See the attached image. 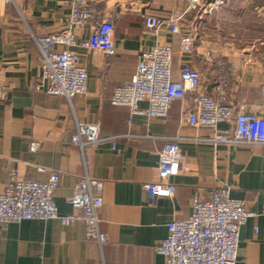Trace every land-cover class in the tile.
Wrapping results in <instances>:
<instances>
[{
	"label": "crops",
	"instance_id": "obj_1",
	"mask_svg": "<svg viewBox=\"0 0 264 264\" xmlns=\"http://www.w3.org/2000/svg\"><path fill=\"white\" fill-rule=\"evenodd\" d=\"M92 1L96 20L71 31L86 39L96 21L113 16L115 50L75 48L88 79L85 91L69 100L38 87L40 51L34 37L68 28L70 0H0V91L5 93L3 98L0 93V192L11 177L45 181L56 171L60 180L53 200L59 214L69 215L78 210L68 198L80 179H89V191L102 200L97 214L106 240L88 237L79 220L9 222L0 229V264H164L155 244L166 236L169 221L189 217L196 193L208 198L221 186L254 213L240 227L237 264H264V143L214 146L207 140L211 127L184 117L192 104L189 91L184 100L172 101L163 118L110 102L113 90L134 73L138 54L168 44L173 79L189 63L210 88L219 74L216 61L225 60L233 67L226 101L236 111L264 110V0H222L214 9H189L180 23V33L193 35L189 51L181 49L179 33L143 23L147 14L184 10L186 0ZM138 105L145 108L147 102ZM78 122L99 124L102 139L94 147L72 142ZM168 140L178 143L183 156L171 177L175 191L150 204L144 184L158 179V153Z\"/></svg>",
	"mask_w": 264,
	"mask_h": 264
},
{
	"label": "built area",
	"instance_id": "obj_2",
	"mask_svg": "<svg viewBox=\"0 0 264 264\" xmlns=\"http://www.w3.org/2000/svg\"><path fill=\"white\" fill-rule=\"evenodd\" d=\"M13 0H3L8 3ZM184 10L159 17L147 14L143 17L146 28L156 30L168 28L179 33L180 47L189 51L193 35L189 31L180 33V23L187 11L202 6L204 9L217 8L222 0H186ZM95 19L92 0H70L68 28L50 34L34 37L40 51L41 83L38 87L47 93L59 94L71 99L83 93L88 79L87 70L80 64L78 45L102 53H113L114 17L94 23L86 39H76L72 26L83 25ZM64 45L58 49L56 45ZM172 48L168 44L155 45L138 54L135 71L130 79L117 86L110 97L114 105L129 108L131 113H145L163 118L168 114L174 99L184 100L190 92L191 106L184 110L185 119L194 125L209 126L213 129L207 138L214 146L219 143H264V110L260 112L236 111L226 101L225 84L230 79L233 67L225 60L218 59L219 72L210 88L203 82L198 69L183 63L178 78H172ZM229 73V74H225ZM5 97L4 91H0ZM264 96V85L262 88ZM146 101L145 108L139 107ZM219 123L227 126L219 128ZM102 137L99 124L78 122L72 142L94 147ZM182 152L177 142L166 141L158 153V179L144 184L153 203L161 194L173 195L175 185L171 177L178 174ZM60 174L52 171L45 181L10 178L0 192V229L9 222L28 218H58L62 223L84 222L86 235L98 242L106 240L99 230L98 209L102 203L99 195L89 191V179H80L76 191L68 202L77 208L76 213L61 215L53 200V192L59 184ZM264 214V202L261 207ZM254 213L243 200L233 198L225 186L213 189L208 198L196 193L191 200V213L186 219H173L167 224V234L155 244V251L164 257V264H237L239 253V231L242 224Z\"/></svg>",
	"mask_w": 264,
	"mask_h": 264
}]
</instances>
